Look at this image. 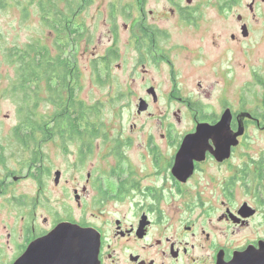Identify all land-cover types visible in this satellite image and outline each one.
Instances as JSON below:
<instances>
[{
    "label": "flooded vegetation",
    "instance_id": "1",
    "mask_svg": "<svg viewBox=\"0 0 264 264\" xmlns=\"http://www.w3.org/2000/svg\"><path fill=\"white\" fill-rule=\"evenodd\" d=\"M41 2L49 30L41 44L63 52L78 73L67 75L70 82L82 79L75 64L82 44L109 71L124 41L136 74L125 80L136 85L126 86L134 122L113 137L91 106V122L76 126L74 138L43 141L72 154L66 169L52 173L46 156L34 166L31 141L29 148L16 141L25 157L9 171L0 143V206L7 209L0 264H16L63 222L99 238L98 264H227L257 248L264 241V152H251L258 138L264 145V0ZM104 41L107 54L98 56ZM24 180L29 187L18 194ZM21 198L24 207L16 205Z\"/></svg>",
    "mask_w": 264,
    "mask_h": 264
},
{
    "label": "rangeland",
    "instance_id": "2",
    "mask_svg": "<svg viewBox=\"0 0 264 264\" xmlns=\"http://www.w3.org/2000/svg\"><path fill=\"white\" fill-rule=\"evenodd\" d=\"M0 32L2 33L3 42L0 44V48H10V47H23L29 43H44L47 42L45 39L49 30L42 23V15L39 8V3L41 0H0ZM249 0H241L242 6L248 3ZM243 11V7L241 12ZM85 16L90 17V12L84 13ZM97 38V37H95ZM106 41L103 42L101 50L97 52L98 56H105V48L107 47ZM121 48L118 50L120 57L118 60L111 64L110 70L106 71L99 67L98 63H94L92 53L89 51H84V44L81 45V49L76 55L75 64L78 66L82 74V79L79 84V97L84 100L88 105L95 106L98 115L96 120H100L101 123L107 125L106 131L114 130L113 137H116L121 133L124 127L127 128L126 123H132L131 113H134L135 97L128 98L126 96V86L135 88L136 85H128L125 80L134 76V64L131 60L132 57H127L125 59V48L124 41H119ZM3 51L0 50V143L3 147L6 167L9 171H16L19 161L24 158L25 154L20 151L22 149L20 144H18L14 138V129L19 123V117L17 113L18 104L6 95L5 91L10 87L12 81H14V73L12 66H10L5 58L3 57ZM106 53V54H105ZM71 54V52L65 53L64 56ZM99 61V60H95ZM96 65V66H95ZM98 68V72L94 73V69ZM52 110L50 105L46 107L42 106L40 113L49 112ZM130 120L126 122L129 118ZM119 124L120 129L115 131L114 124ZM111 125V126H110ZM134 132V137L135 133ZM125 133V132H124ZM136 140V138H134ZM261 139H257L255 146H258L251 155L256 156L261 151L264 152V145H262ZM135 146V144H131ZM77 146L75 144H69L68 150L71 152H77ZM41 152L43 156H46L43 165H46L51 173L57 169H66L68 163L72 160V154L69 156H64L60 145L48 144L43 145ZM262 152V153H263ZM133 152L128 150L127 155H132ZM138 153H135L137 155ZM23 155V156H22ZM96 155L90 156L83 168L86 172L89 168L90 162L94 160ZM0 169H2L0 167ZM2 175L5 174L4 171L1 172ZM24 175V173H22ZM45 182L49 177H42ZM20 190V193L26 191L29 187V181L24 180L22 183L16 185ZM33 193L37 188V182L33 177ZM9 198V196L7 197ZM4 198H0L3 203ZM71 204L73 202H70ZM26 204L25 199L21 198L17 201L16 205L24 207ZM65 207L71 209L68 202L64 203ZM7 209L0 206V218L7 215ZM46 214V211L40 210L38 208V214ZM46 216V215H44ZM72 217H75L74 213H71ZM3 223H0L2 227Z\"/></svg>",
    "mask_w": 264,
    "mask_h": 264
},
{
    "label": "trees",
    "instance_id": "3",
    "mask_svg": "<svg viewBox=\"0 0 264 264\" xmlns=\"http://www.w3.org/2000/svg\"><path fill=\"white\" fill-rule=\"evenodd\" d=\"M39 8L42 11V2ZM2 42L0 32V44ZM0 50L6 62L12 66L15 76L5 91L18 104L19 123L14 129V138L27 148L30 144L26 142L31 141L32 161L34 166L39 165L43 158V141L63 139V133L70 134L67 139L74 138L76 126L91 122L92 107L79 97L78 78L74 82L67 80L68 74L78 73L72 72L70 62L64 60L60 49L53 55L40 42H36L23 47L3 49L1 46ZM47 105L52 110L40 113L41 107ZM99 122L96 120V123ZM46 124H55V128L48 131L43 128Z\"/></svg>",
    "mask_w": 264,
    "mask_h": 264
},
{
    "label": "water",
    "instance_id": "4",
    "mask_svg": "<svg viewBox=\"0 0 264 264\" xmlns=\"http://www.w3.org/2000/svg\"><path fill=\"white\" fill-rule=\"evenodd\" d=\"M187 146V144L185 143ZM99 238L89 229L68 222L60 223L47 236L32 243L16 264H41L61 261L64 264H98ZM42 253L44 256H38ZM32 254V257H31ZM223 264V263H222ZM227 264H264V241L235 253Z\"/></svg>",
    "mask_w": 264,
    "mask_h": 264
}]
</instances>
